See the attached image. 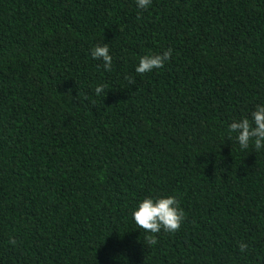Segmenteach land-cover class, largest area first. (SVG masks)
<instances>
[{
	"label": "trees",
	"instance_id": "1",
	"mask_svg": "<svg viewBox=\"0 0 264 264\" xmlns=\"http://www.w3.org/2000/svg\"><path fill=\"white\" fill-rule=\"evenodd\" d=\"M261 102L264 0H0V264H264V150L227 139Z\"/></svg>",
	"mask_w": 264,
	"mask_h": 264
},
{
	"label": "clouds",
	"instance_id": "2",
	"mask_svg": "<svg viewBox=\"0 0 264 264\" xmlns=\"http://www.w3.org/2000/svg\"><path fill=\"white\" fill-rule=\"evenodd\" d=\"M152 0H136V5L140 9L148 8ZM90 55L94 60L101 61L106 71H111L113 66V56L107 43L97 44L91 48ZM172 49L164 51L162 54H146L139 59L135 71L139 74L150 73L154 69H161L170 60ZM104 86L97 85L96 95L102 94ZM227 139L233 140L239 145L241 150L252 149L255 152L264 150V102L256 104L250 116H243L233 120L227 129ZM132 219L137 229H142L146 234L155 235L161 231L174 233L180 229L184 220L183 209L175 195L167 196H147L132 211ZM155 244V239L149 241ZM241 251L247 248L246 244L240 245Z\"/></svg>",
	"mask_w": 264,
	"mask_h": 264
}]
</instances>
